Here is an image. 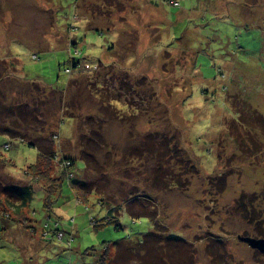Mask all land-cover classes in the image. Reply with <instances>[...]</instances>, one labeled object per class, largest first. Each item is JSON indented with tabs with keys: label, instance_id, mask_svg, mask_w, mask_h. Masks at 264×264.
<instances>
[{
	"label": "rangeland",
	"instance_id": "rangeland-1",
	"mask_svg": "<svg viewBox=\"0 0 264 264\" xmlns=\"http://www.w3.org/2000/svg\"><path fill=\"white\" fill-rule=\"evenodd\" d=\"M171 1L0 0V183L33 191L3 201L0 264H98L152 229L151 264H264L241 239L264 238V0Z\"/></svg>",
	"mask_w": 264,
	"mask_h": 264
},
{
	"label": "trees",
	"instance_id": "trees-1",
	"mask_svg": "<svg viewBox=\"0 0 264 264\" xmlns=\"http://www.w3.org/2000/svg\"><path fill=\"white\" fill-rule=\"evenodd\" d=\"M171 3L176 4V2L174 0H172ZM75 59H77V57ZM74 62L75 61H73L72 63H74ZM73 66H75V65H73ZM65 69L67 70V69H73V68L70 67V65H68L67 67H64L63 71H65ZM64 73H67V72H64ZM68 79H67V83L70 84V81ZM58 92H61V90H59ZM0 104H1V102H0ZM19 112L20 111H18V113ZM259 117L257 116L259 123L257 122V120L255 123H257L258 126L262 130H264V117L263 116H259ZM9 125L4 126L3 123H1L0 135H3L4 138L7 137L5 133L8 132V134H10L11 133L10 130H16L17 129V127H15L14 125L13 126L12 125L9 126ZM2 126H4V127H2ZM10 138H14V137L10 136ZM81 139H83V137ZM5 140H6L5 142H7V138ZM52 143L53 142L49 141L48 145H42V144H39L38 141H36V139H35L33 141L28 140L26 144L37 150V152L39 153V160H40V159H44V158H52L55 155L53 153ZM169 144H170V142L167 141L166 137H160V136L158 137L155 134H148L145 136L144 142H143L141 147H139V148L133 147L132 148L135 155L139 158H141L144 153H152L153 155H155L156 160L158 161V166L156 167L155 172H154L153 184L156 187H167L168 186L166 181H164L165 178H164V174L162 173V170H161L162 169L161 168V166H162L161 161L165 158V156L167 157L169 155V148H168ZM5 145H6V143H5ZM82 147L85 148V146H82ZM63 158H65V157H63ZM67 159H68L67 162H70L72 158L68 157ZM83 160H84V157H83ZM61 172H63V171H61ZM63 176H64V174L61 175V179L59 181L60 187H61V183H62L63 178H64ZM65 178L68 181L70 179L68 176H66ZM71 180L72 179H70V182L72 183ZM218 180L219 181H218L217 187L220 190V189H222V185H223L222 175L219 176ZM79 182L82 183V181H80V180H77L74 183H79ZM80 185L83 186V183ZM79 190H81V186L79 187ZM32 193H33V191L31 190V187L28 185L13 184V183H7V184L0 183V200H2V203H0V208H3V206H5L6 203H4V202L6 200L8 203V206L12 207L15 214H18L21 211L20 208L28 205V202L31 200ZM6 206H7V204H6ZM126 207H127L126 213H128V215L131 218L141 216V214H138L137 212H135L132 209L130 204H128V206H126ZM109 208H111V207H109ZM108 213L110 215V212H108ZM92 218H95V219H92ZM89 219H90L92 226H96L97 224H102V221H101L102 219L98 220L94 216L90 217ZM109 221L114 222L116 229L120 227V225L117 222L116 216L111 215L109 217ZM56 224L57 223L55 220H52L50 222L49 218H46L44 221V226H43L44 231L46 233H48L47 231L50 229L51 225H56ZM155 234H157L156 231H154L152 229V230H149L148 232L144 233L141 240L138 242H132V241L126 240V239H119V240L113 241L112 242V249H111L112 254L110 253L109 254L110 256H107L106 258H102V260L98 264H120V262L123 260H129V261L133 260V261L139 262L141 264H151L152 260L149 258L150 256L148 255L147 250L149 248L151 238H153V236H155ZM169 238H174V237L169 236Z\"/></svg>",
	"mask_w": 264,
	"mask_h": 264
},
{
	"label": "water",
	"instance_id": "water-1",
	"mask_svg": "<svg viewBox=\"0 0 264 264\" xmlns=\"http://www.w3.org/2000/svg\"><path fill=\"white\" fill-rule=\"evenodd\" d=\"M243 241H246L250 246L257 248L259 251L264 253V238H253V237H241Z\"/></svg>",
	"mask_w": 264,
	"mask_h": 264
}]
</instances>
